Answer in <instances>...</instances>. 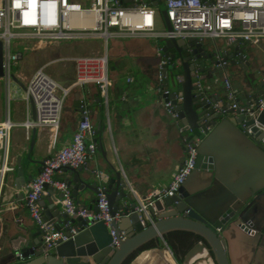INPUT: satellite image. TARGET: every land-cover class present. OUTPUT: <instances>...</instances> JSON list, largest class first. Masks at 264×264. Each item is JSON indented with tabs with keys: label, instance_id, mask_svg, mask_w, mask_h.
<instances>
[{
	"label": "water",
	"instance_id": "water-1",
	"mask_svg": "<svg viewBox=\"0 0 264 264\" xmlns=\"http://www.w3.org/2000/svg\"><path fill=\"white\" fill-rule=\"evenodd\" d=\"M152 3L160 8L166 28L171 30L166 8H163L164 0H152ZM227 43L233 45L236 51L234 56L237 58L233 59L232 65L246 67L244 49L240 48L242 42ZM172 47L177 50L175 54L169 53ZM163 50L166 57L170 56L174 62L165 66V74L170 69L175 81L180 80L179 74L182 75V100H178L177 92L171 93L168 99H172L174 112L181 121V134L186 144L196 143L198 152L195 169L178 193L156 198L154 206L149 209L154 223L144 225L135 210L136 201L127 192V181L121 172H117L103 192L108 196L113 214L124 210V215L114 219L110 226L77 217L71 220L76 223L72 226L77 229V233L71 236L72 227H64L68 223V214L63 213L58 205L45 207L42 212L45 225L63 230L70 236L53 249L44 245L43 229L30 216L27 223L21 221L18 213H24V209L19 210L14 216L0 220V256L4 255L3 263L125 264L131 255L151 241H157L159 245L163 241L167 251L173 252L165 236L185 231L200 238L196 244L205 246L214 264H264V66L258 69L255 76L235 73L241 82L245 106L237 109L239 119L221 118L215 113L214 103L206 100L201 81L221 82L224 67L217 56L224 57L226 53L215 44L197 37L166 39ZM196 71L205 73L206 77L195 81ZM4 76V44L0 40V78ZM13 78L23 86L16 76ZM30 103L36 120L32 99ZM226 136L233 138L249 154L245 160L246 167L237 159L231 161L233 157L218 146ZM32 143L34 145V140ZM84 168H64L74 174L66 182L72 187L75 197L85 187L98 192L96 186L101 177L97 176L98 180H95L84 172ZM233 174L237 177L231 182V178L226 177ZM17 175L24 178L23 184L16 182V187L21 190L27 180L20 160ZM89 179L94 180L93 183L89 184ZM198 179L201 182L197 183ZM49 186L45 184L46 189ZM125 198L131 201L130 208H124L121 201ZM112 230L119 238V245L115 247L111 245ZM188 252L181 257L183 264Z\"/></svg>",
	"mask_w": 264,
	"mask_h": 264
},
{
	"label": "crops",
	"instance_id": "crops-1",
	"mask_svg": "<svg viewBox=\"0 0 264 264\" xmlns=\"http://www.w3.org/2000/svg\"><path fill=\"white\" fill-rule=\"evenodd\" d=\"M148 1L152 2V0ZM131 2V0H122L123 4H131ZM160 16L159 12L158 32L166 29L165 23L163 27H159ZM203 40L215 44L223 53H226L225 59L228 57L226 65H223L221 82L201 81L204 96L214 103L216 115L221 109H226V113L221 115V118L239 119V113L232 109V106L236 103L239 107H244L246 99L242 94L240 79L235 73L255 76L258 69L264 66V38L257 43H241L240 48L244 49L246 56L244 62L246 67L240 64L232 65L233 59L237 58L234 56L236 51L233 45H228L227 39L206 37ZM71 42L74 43L71 44ZM164 45L165 39L162 38L110 37L106 42L98 34L65 41L25 40L14 45L13 50L18 54L17 62L19 60L22 62L15 76L23 86L12 76L11 82L15 81L17 86L12 92L10 85L7 88L5 82L7 89L5 98L1 89L2 81L0 82V123L7 118L15 123L10 132L8 154L12 170L4 176L0 174V220L14 216L17 211L24 209V213L19 212L18 215L22 222L27 223L28 216L31 217L26 205L29 184L40 174L43 161L73 140L83 116V108L89 111L95 126L98 147L96 153L91 155L84 165V172L93 176L95 180L98 177L101 179H97L98 192L85 187L76 197L74 196L79 205L95 210L99 191L101 189L104 191L109 181L116 177L117 172H121L122 177L127 181V192L132 195L136 203L139 198H144L154 189L166 186L173 180L179 166L187 157V144L181 134L183 127L181 121L168 113L162 96L157 90L161 62L166 61L167 66L174 63L170 56L166 57ZM176 51V48L172 47L169 53L175 54ZM103 55L108 57L111 82L107 98L97 83L78 81L79 66L75 60L77 57ZM218 57L219 55L217 59ZM42 66H45L46 72L59 85L69 88L60 127L56 134L50 127L24 125L28 119L29 107V119L35 121L31 103L26 100L27 83L35 71ZM164 71L165 68H163ZM165 75L163 86L172 93L177 92L182 96V75L179 74V81L173 79L174 74L170 69ZM205 77V73L195 72V81ZM225 77L230 79L236 91L234 98L228 95L224 84ZM3 105H6V109ZM218 146L225 154L233 157L231 161L237 159L243 167L247 166L245 160L249 158V154L240 148L233 138L227 136L222 138ZM19 160L27 180L21 190L16 187L17 181L19 185L24 182V178L17 175ZM31 175L33 177L29 178ZM55 176L66 182V179H72L74 174L62 169L57 171ZM236 177L237 175L233 174L226 178H231L232 182ZM93 181L89 179L88 183L91 184ZM196 182L201 181L198 179ZM62 196L61 191L49 186L40 200L42 210L45 207L58 205L61 211L66 213ZM121 202L124 208H130L131 201L128 198ZM118 211L123 212L124 215V210ZM75 218L77 217L68 215V223L64 224V227L75 225L76 223L71 222ZM176 252L181 251L177 249ZM3 257L4 255L0 256V264H6V262L3 263ZM198 261V259L194 261L195 264Z\"/></svg>",
	"mask_w": 264,
	"mask_h": 264
},
{
	"label": "built area",
	"instance_id": "built-area-1",
	"mask_svg": "<svg viewBox=\"0 0 264 264\" xmlns=\"http://www.w3.org/2000/svg\"><path fill=\"white\" fill-rule=\"evenodd\" d=\"M167 16L171 22V30L167 28L157 31L159 8L148 0H132L131 4H123L122 0H0V40L4 44V69L7 85L12 80L13 62L18 60V54L12 49V39L25 40H71L90 37L98 34L107 42L110 37L130 39L148 38H189L206 37L224 38L230 42L240 40L246 43H257L264 38V0H164ZM79 66L78 81L95 82L107 98L111 85L109 78L108 57L106 55L85 56L75 58ZM218 60L223 66L224 57ZM167 65L162 61L158 75V92L164 105L172 116L174 112L172 99H168L171 91L163 86L166 78L163 68ZM224 84L230 98L236 91L228 77ZM69 88L62 87L50 76L45 66L38 68L27 83L26 100H33L37 118L24 122L26 127H50L56 134L59 130L62 112ZM182 100V96H177ZM207 101H210L205 97ZM238 104L232 109L237 110ZM243 110V109H242ZM217 111V110H216ZM226 109L218 114L224 115ZM15 123L10 118L0 123V174L4 176L12 170L9 165L10 132ZM95 126L91 121L89 111L83 108V116L75 131L73 140L63 146L54 155L42 163L40 174L29 184L26 205L34 221L43 229L44 245L50 249L60 242L67 241L70 236L63 230L47 227L43 221V210L40 200L46 192L45 184L61 191L65 212L74 217L88 219L92 223L103 222L110 226L114 219H120L123 212L113 214L106 193L101 189L97 196V210H91L79 205L67 182L57 179L55 173L66 167L79 168L87 163L88 158L97 151ZM187 157L179 166L173 180L166 186L154 189L144 198H139L135 210L140 215L141 223H154L150 207L154 206L156 198H164L178 193L182 184L195 169L198 156L197 144H187ZM3 154V155H2ZM71 236L77 229L70 225ZM112 246L119 245V238L112 230ZM173 255V252L169 250Z\"/></svg>",
	"mask_w": 264,
	"mask_h": 264
},
{
	"label": "bare ground",
	"instance_id": "bare-ground-1",
	"mask_svg": "<svg viewBox=\"0 0 264 264\" xmlns=\"http://www.w3.org/2000/svg\"><path fill=\"white\" fill-rule=\"evenodd\" d=\"M197 259L199 260L197 264H214L208 250L205 248V246L202 243H198L192 247V249L188 252L186 256L185 264H195L194 261H196ZM131 264H179V263L177 259L174 257V255H172L170 252L159 253V250L151 249L142 253Z\"/></svg>",
	"mask_w": 264,
	"mask_h": 264
},
{
	"label": "trees",
	"instance_id": "trees-1",
	"mask_svg": "<svg viewBox=\"0 0 264 264\" xmlns=\"http://www.w3.org/2000/svg\"><path fill=\"white\" fill-rule=\"evenodd\" d=\"M175 232L174 233L171 232L165 236L167 243L170 245V247H172L174 253L176 252L177 249H179L182 255H185L187 250L192 248V246H194L200 240L198 236L190 232H185V231H175ZM161 246L163 245L162 244L159 245L158 243H156V241H151L146 245H144L138 252L131 255L125 264H130L131 261L134 260V258L138 256L141 252L154 247H161ZM179 260L180 262L182 261L181 258Z\"/></svg>",
	"mask_w": 264,
	"mask_h": 264
},
{
	"label": "rangeland",
	"instance_id": "rangeland-1",
	"mask_svg": "<svg viewBox=\"0 0 264 264\" xmlns=\"http://www.w3.org/2000/svg\"><path fill=\"white\" fill-rule=\"evenodd\" d=\"M158 7V6H157ZM159 8V7H158ZM163 8H166V5H165V2L163 3ZM159 10H160V8H159ZM161 13V12H160ZM163 27L164 26V21H163V18H162V16H160V21H159V27ZM165 30V29H164ZM22 42H25V39H12V49H14V45L15 44H20V43H22ZM72 43H74V42H71V44ZM21 48V47H20ZM14 51V50H13ZM21 66H22V62H20V60L17 62V61H15V62H13V67H12V75L13 76H15V74L18 72V70L21 68ZM2 81V87H1V89H2V92H3V95H4V97L6 98V91H7V89H6V84H5V78H0V82ZM17 83L15 82V81H12L11 82V84H10V91H14V89L16 88V85ZM7 88H8V85H7ZM12 106H13V102H12V104H11V108H12ZM3 107H4V109H6V105H3ZM161 244L163 245V246H161V247H154V248H151V249H156V250H159V253H164V252H166L167 251V249H166V247H165V244H164V242L162 241L161 242ZM165 248V249H164ZM151 249H149V250H151ZM148 251V250H147ZM167 252H169V251H167ZM144 253V252H143ZM174 255V254H173ZM175 257V256H174ZM176 259H178V258H176ZM178 263L179 264H183V262L181 263L180 262V260L178 259Z\"/></svg>",
	"mask_w": 264,
	"mask_h": 264
},
{
	"label": "flooded vegetation",
	"instance_id": "flooded-vegetation-1",
	"mask_svg": "<svg viewBox=\"0 0 264 264\" xmlns=\"http://www.w3.org/2000/svg\"><path fill=\"white\" fill-rule=\"evenodd\" d=\"M176 253L177 252L174 253L175 258L177 257L178 259H180L183 256L181 252L180 253H177V254Z\"/></svg>",
	"mask_w": 264,
	"mask_h": 264
}]
</instances>
